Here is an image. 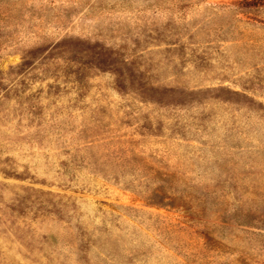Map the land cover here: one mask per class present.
Here are the masks:
<instances>
[{"label": "rangeland", "instance_id": "rangeland-1", "mask_svg": "<svg viewBox=\"0 0 264 264\" xmlns=\"http://www.w3.org/2000/svg\"><path fill=\"white\" fill-rule=\"evenodd\" d=\"M0 264H264V0H0Z\"/></svg>", "mask_w": 264, "mask_h": 264}]
</instances>
